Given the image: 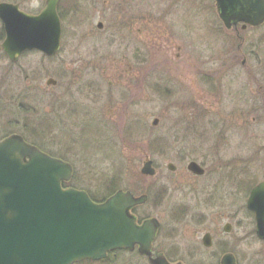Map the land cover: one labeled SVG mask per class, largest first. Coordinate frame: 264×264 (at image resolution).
<instances>
[{
  "label": "rangeland",
  "instance_id": "374dc122",
  "mask_svg": "<svg viewBox=\"0 0 264 264\" xmlns=\"http://www.w3.org/2000/svg\"><path fill=\"white\" fill-rule=\"evenodd\" d=\"M44 1L12 0L29 13L39 12ZM65 1L75 9L65 13L63 5L59 8L64 16L62 48L53 62L30 53L14 67L0 64V139L20 134L50 157L67 162L73 168L68 186L91 197L107 198L111 190L147 194L148 202L132 213L159 220V249L172 242L170 233L181 210L188 209L189 217H203L192 241L203 249L201 238L211 232L215 212L245 204L251 182L260 178L262 157L250 145L239 150L236 138L227 135L226 130L241 126L245 116L233 112L232 96L226 92L213 104L214 132L197 133L203 122L200 115L209 118L204 110L210 99L197 83L196 70L216 56L222 60L228 47L213 2L61 3ZM148 22L153 23L151 34L142 28ZM117 62L129 64L136 76L116 80L119 76L112 67ZM48 79L55 85H47ZM186 94L196 101L188 107L182 98ZM148 159L156 169L152 178L140 173ZM191 161L204 168L203 177L186 171ZM171 162L175 172L167 169ZM182 223L181 230L188 221L183 218ZM182 240L191 242L186 235ZM259 249H250L252 260L262 254ZM206 255L184 264H214ZM111 264L147 262L136 253L120 252Z\"/></svg>",
  "mask_w": 264,
  "mask_h": 264
},
{
  "label": "water",
  "instance_id": "95a60500",
  "mask_svg": "<svg viewBox=\"0 0 264 264\" xmlns=\"http://www.w3.org/2000/svg\"><path fill=\"white\" fill-rule=\"evenodd\" d=\"M214 1L226 28L237 23L258 26L264 22V0ZM59 2L46 0L38 15L0 4L5 30L0 45L11 62L25 51L36 50L46 56L59 51ZM54 83L52 79L46 82ZM157 123L156 119L152 122L153 126ZM167 169L173 172L175 167L168 164ZM187 169L194 175L204 174L196 162H190ZM72 173L70 164L41 152L20 135L12 134L0 141V264L96 261L105 259L110 251H133L136 246L138 254L149 258V264H170L161 255L150 258L158 221L152 218L137 225L131 213L146 203V195L135 197L129 191L118 190L102 203H94L84 191L61 187L70 181ZM140 173L151 178L155 175L150 160L143 163ZM261 191L264 184L252 189L250 200H258ZM225 259L222 264H231L228 257Z\"/></svg>",
  "mask_w": 264,
  "mask_h": 264
},
{
  "label": "flooded vegetation",
  "instance_id": "af4514ba",
  "mask_svg": "<svg viewBox=\"0 0 264 264\" xmlns=\"http://www.w3.org/2000/svg\"><path fill=\"white\" fill-rule=\"evenodd\" d=\"M0 4L15 5L18 7L19 11L30 15H36L43 9H40L39 12L31 11L29 13L23 10L19 3H14L12 0H0ZM217 19L221 28L224 29L221 30V33H225V37L228 38V47L225 51H222V60L219 61L216 56L210 63H201V68L196 70L195 75L197 77V83L200 87L204 88L206 95L210 99V103L206 106L207 111L204 110V114L209 116V118L204 120L200 115L203 122L201 129L196 128L197 133L203 136L207 132H214L215 121L211 119L213 104L217 103L219 101V97L221 98V96L225 94L224 92H226L227 96H232L231 106L233 108V112L235 114H239L241 111L243 116H245L241 126L234 125L229 131L226 130V133L228 135V132H230L231 136L236 138V141L239 144V150L242 146L246 148V146L249 145V147L259 150L260 154H262L260 160L261 174L258 181L251 182V186L247 190L245 204L242 207L235 208L234 206H229L224 209L225 211L219 209V211L215 212V216L212 217L213 226L212 229H210L211 232H204L201 238V246L203 249H200L196 243L192 242L196 239V235L198 233V230L195 231V228L198 224H202L206 220L203 217H189V213L187 212L188 209L181 210V212L178 213L180 217L175 220L179 223L174 226L172 232L170 233L169 241L172 242L168 243L169 246L164 250L159 249L156 246L158 233L161 229L160 224L158 232L156 233V239L151 244L150 258L154 259L158 255H161L170 264H184V260L186 259L192 260L195 257H199L200 254L206 255L204 252L205 250L210 251V253L206 256L214 264H222V261L226 260L225 258L227 257L231 261V264H250L251 261L255 262L259 260L263 261H259V264L264 263V191H261L258 200H250L252 189L260 184H264V23L255 27L249 26L248 24L244 25L243 23L231 24L230 28L226 29L224 28L218 15ZM2 24L3 23L0 20V44H2L5 39V30L4 25ZM98 24H101L100 28L98 27ZM98 24L97 28L98 30H101L102 23L99 22ZM151 24L153 23L148 22L146 24H142L143 30H145L148 34H151L150 32L153 30ZM219 29L220 28H217V32ZM30 53L31 52H25L21 54L18 60L12 63L0 45V64L3 63L6 64V66L14 67L18 64L22 57ZM32 53L40 54L43 59L50 60L52 62L59 55L58 52L51 57L45 56L39 52L32 51ZM4 61L6 63H4ZM112 68L115 71V74L119 76L116 80L122 78L128 81L127 77L133 78L134 75L136 76L134 73L135 69L124 62L114 63ZM147 75H151V73L147 72ZM224 83H226V85H224ZM235 85H237L238 88L233 89ZM250 85H254L256 88L255 91L253 88L250 89ZM222 87H226L224 89L225 91L221 89ZM220 93H222L221 96ZM251 94L253 96H251ZM182 98L185 102V107L190 106L192 102H196L188 100L187 94ZM239 132L244 134L243 137L239 134ZM24 138L28 141L26 137ZM69 143H73V141L70 140ZM67 149L70 148L67 147ZM175 171L176 167L173 172ZM204 175L205 170L203 175L194 176L201 178ZM233 192L234 191H232V194ZM230 193H228V195H230ZM256 213H258V217ZM150 218L156 217L153 216L149 217V219ZM183 218H185L188 223L185 224L181 230L179 227L183 224ZM136 219L138 224H140L146 218L141 219L136 216ZM185 235L187 240H190L191 242L183 244L185 241H180V237H184ZM207 238L208 240L206 241ZM206 242L209 246H206ZM252 246L257 249L260 248L259 251L262 252V254H257L256 260L255 258L253 260L251 259L250 249ZM136 250L137 249H135L134 254H137ZM142 258L145 259L148 264L149 258Z\"/></svg>",
  "mask_w": 264,
  "mask_h": 264
},
{
  "label": "trees",
  "instance_id": "16d2710c",
  "mask_svg": "<svg viewBox=\"0 0 264 264\" xmlns=\"http://www.w3.org/2000/svg\"><path fill=\"white\" fill-rule=\"evenodd\" d=\"M68 2L69 1H65V2L61 3V5H60V7H62V5L65 7V9H66V12L65 13H68V11H72L73 12V10L75 9V7H74V9L71 10L70 5H69ZM59 15H60L61 20H63L64 19L63 18L64 16L62 15V12L61 11L59 12ZM114 191L115 190L109 191V195L108 196H110L112 193H114ZM91 199L94 202H96V203H100L103 200H105L106 198L104 197V198H101V199H97V198L91 197ZM118 253L119 252H113V253L109 254L108 258L106 260H103V261H99V262H96V263H92V262H89V261H85V262H82L80 264H111V263L115 262V259H116V256H117Z\"/></svg>",
  "mask_w": 264,
  "mask_h": 264
}]
</instances>
